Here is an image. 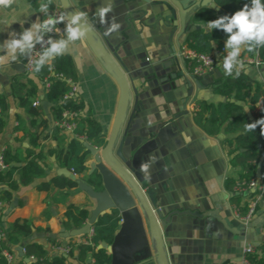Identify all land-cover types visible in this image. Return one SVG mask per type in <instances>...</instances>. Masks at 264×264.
<instances>
[{
    "label": "crops",
    "instance_id": "crops-1",
    "mask_svg": "<svg viewBox=\"0 0 264 264\" xmlns=\"http://www.w3.org/2000/svg\"><path fill=\"white\" fill-rule=\"evenodd\" d=\"M67 1L73 12L78 13L80 9L88 19L95 18L96 26L110 46H119L118 62L108 52L107 54L123 74L129 92V103L121 130L122 133L127 126L121 154L132 170L142 172L145 182L149 185L148 189L143 187V191L149 190L150 201L163 210L164 214L173 211L201 212L207 208L206 201H213L212 206L220 213H224L227 206L230 212L237 210L241 215L245 214L248 203L256 196V189L251 188L247 192H238L235 188L232 191L225 189L226 181L235 182L244 174L243 167L230 164L231 148L221 143L225 137L224 131H220L216 136L206 135L193 119L197 102L218 104L228 101L243 107L252 121L248 112V99L244 102H234L233 99H224L212 92L215 86L230 78L223 75L218 67L225 55L224 48L222 54H212L216 64L201 77L203 84L198 89L193 86L184 112L175 96L171 94L169 86L171 80L168 76L176 73L175 67L170 64L169 50L170 45L174 47L180 70L189 75L192 63L178 54L180 48L184 47L182 43L187 34L198 28L192 25L191 16L182 19L168 0H111L113 10L107 14L108 23L102 24L95 13L107 0ZM23 2H30L35 12L27 18L24 24L27 28L37 16H43L37 11L39 0ZM54 5H58L57 0H54L52 6ZM210 6L211 4L207 7ZM167 7L176 12L177 28L171 39L172 44L170 33L173 27ZM20 12L21 8L17 6L0 14V20L7 23L14 13ZM113 18L121 24V28L118 32L106 35V28ZM88 19H84V23L93 40L105 49L102 36ZM64 27V24L59 26L61 30ZM144 27L150 32L147 37L143 33ZM204 29L207 30L206 26ZM3 30L4 24H0V31ZM21 30L19 23H13L7 31ZM7 31L0 32V42L7 38ZM55 38H60V34H56ZM150 45H155L156 50L153 51L152 58L148 59L147 49ZM255 55L256 52L243 51L240 59L253 58ZM62 57L69 59L75 75L73 97L82 106L79 121L89 120L98 125L106 142L120 107L121 88L118 80L91 50L85 37L83 41L76 42L69 54ZM25 61L24 57H20L10 68L0 72V101L5 104L1 116L3 127L0 132V155L9 149L11 154L21 161L25 157V150L30 148L29 134L33 129L24 108L11 95L12 81L19 80L28 90L35 87V95L30 99L31 104L38 102V107L41 108L40 103L46 101L43 81L39 82L25 73ZM246 67L250 71L247 74L242 71L241 74L254 81L258 88L264 89V66L258 69L247 65ZM129 83L137 91L136 101ZM41 110L48 117L50 105L48 104L46 113L42 108ZM54 124L51 122L45 130H38L41 139L35 152L40 150L45 155L48 150H55L56 145L50 135ZM45 135L48 137L43 138ZM71 138V135L66 134L64 144ZM94 161L89 154L88 161L84 163L87 173L89 164ZM44 163L47 169L41 178L33 179L26 186H19L12 194L10 202L0 201V204L5 228L7 224L18 219L27 221L34 229L47 231L46 234H36L33 231L31 240L47 249L50 256H54L57 252L52 250L53 246L47 242V236H56L61 244L67 242L59 237V230L62 229L59 222L64 220L67 205L85 208L89 213L94 208V202L77 188L51 187L47 192L37 191L39 185L61 177L57 171L62 168L57 167L53 156L46 155ZM142 164L148 165L146 171L141 170ZM93 173L97 175L96 171ZM260 174L262 177V166ZM15 179L17 180V177ZM254 179L255 175L252 180ZM62 196H65L64 202L59 201ZM130 197L136 205L140 220L137 221L133 215L124 220L119 217L112 241V244H115L113 252L117 255L116 262L120 263L124 259L131 264H159L153 236L147 230L145 218L135 199L132 195ZM13 200L16 205L9 210ZM145 200L150 207V202L146 198ZM227 221L230 228L237 229L239 223L232 215ZM158 228L168 264H238L245 245L254 249L252 255L264 253V197L257 201L250 224L246 229L238 230L237 234L225 231L214 220H210V227L205 230L198 225V220L191 216H173L164 229L160 228L159 224ZM83 242V237L74 239V245ZM17 248L21 246H7L14 264H18L20 259L23 260L16 252ZM63 256L66 258L65 264H79L76 261V249L72 251V256ZM84 264H92L90 256L86 257Z\"/></svg>",
    "mask_w": 264,
    "mask_h": 264
},
{
    "label": "trees",
    "instance_id": "trees-1",
    "mask_svg": "<svg viewBox=\"0 0 264 264\" xmlns=\"http://www.w3.org/2000/svg\"><path fill=\"white\" fill-rule=\"evenodd\" d=\"M245 3H249V0H213V6L197 10L191 16L190 21L192 25L198 26V28L187 34L182 46L200 55L222 53L224 41L227 38L226 34L218 29L212 30L211 33L208 32L204 29L206 22L223 15H231L240 10ZM215 8H218V11ZM256 55L260 61L264 62V48L258 49ZM51 76H60L61 78H53L46 91L45 99L50 105L48 117L44 115L40 107L34 108L30 103V99L35 95V87L33 86L28 90L19 80L12 81L11 95L18 100V103L29 116V124L33 132L29 134L31 138L30 148L25 150V157L22 161L12 155L9 149L4 150L0 155L1 162L5 167L0 170V201L10 202L12 194L19 186H26L33 179L41 178L47 169L44 163L46 155L54 157L57 167L72 170L81 181L96 191L100 190L98 175L86 174L87 169L84 163L88 161L89 154L82 143L76 138H71L65 145L66 133L57 126H53L50 130L51 138L56 145L55 150H48L45 155L40 150L35 152L41 139L38 130H45L51 122L61 123L64 111H78L82 107L74 97L61 100L70 91L66 81L71 83L75 81L72 64L68 58L57 57L50 66H45L40 73L36 74L35 78L42 82ZM212 92L224 99H233L234 102H244L248 99L250 105L248 112L252 121L249 120L243 107L228 101L218 104L197 102L196 108L193 110L195 124L206 135L216 136L220 134L221 130L224 131L225 137L221 143L231 148L230 164L243 167L244 174L237 181L225 182V189L232 191L240 182H248L254 178L256 164L259 158L264 156V136L260 135L259 127L255 132L244 131L246 123H252L264 117V89L258 88L254 81L241 74L239 77L233 76L225 79L215 86ZM0 108L4 112L5 104L3 101H0ZM2 127L3 122L0 118V132ZM74 134L84 136L93 147L102 148L105 145L99 126L92 121H77ZM46 137L48 136L45 135L43 138ZM261 166L264 169V160ZM51 187L58 189L76 188L75 184L68 179L59 177L39 185L36 190L47 192ZM64 199L65 196H62L59 201L64 202ZM241 212L243 213V211ZM88 216L89 213L85 208L67 205L64 220H61L59 225L64 231L77 229L85 224ZM119 220L116 211L99 216L91 228L92 235L89 239V245H74L75 238H68L65 244H61L56 236L52 237L53 235L47 236V242L53 247L67 246L69 248L67 257L72 256V251L76 249V261L79 264H84L87 256H90L92 264H110V256L104 250H96V247L100 244L108 246L112 244ZM33 231L36 234L47 233L45 230L34 229L25 220L17 219L7 224L6 239L0 242V264H4L1 252L3 250L9 252L7 250L9 245L21 246L24 251L23 257L26 259L33 257L34 261H29L28 264H65L66 258L62 254L57 252L54 256H50L47 249L31 240ZM249 260L251 264H264V253L262 255H250ZM18 264L25 263L20 259Z\"/></svg>",
    "mask_w": 264,
    "mask_h": 264
},
{
    "label": "water",
    "instance_id": "water-1",
    "mask_svg": "<svg viewBox=\"0 0 264 264\" xmlns=\"http://www.w3.org/2000/svg\"><path fill=\"white\" fill-rule=\"evenodd\" d=\"M58 6L61 8L62 14L67 13L71 15L73 12L72 8L69 7L67 0H57ZM172 7L176 10L177 14L182 17V19H187L192 16L197 10L206 8L209 3L208 0H168ZM213 4V0L210 3ZM169 10L172 30L170 33V44H172L171 39L177 28L176 22V12L170 7H167ZM218 11V8H215ZM81 12L80 9L77 11ZM88 19L85 16V20ZM169 19V18H168ZM90 24L94 26L97 32L102 36V40L105 46V49L100 47L95 43L93 37L87 28L85 39L88 42L91 50L100 58L106 68H108L116 77L120 84L121 88V101L120 107L117 112L113 127L111 132L105 142V145L102 148L94 149L84 143H82L84 149L90 154L91 157L95 159L94 162L89 164L88 175L92 174L94 171L97 172L98 177L100 178V190L96 191L92 187L88 186L86 183L81 181L75 175L71 174L67 169H59L57 174L65 179H68L70 182L74 183L77 190L84 193L89 200L94 202V208L89 212L88 219L85 224L77 229H72L70 231H64L63 229L59 230V237L62 239L68 238H79L86 237L91 231L93 224L96 222L99 216L106 214L111 211H116L120 215L119 217L124 220L129 215H133L137 221L140 220V215L137 211L136 205L131 200L130 195L136 201L137 206L139 207L142 215L145 218V223L149 234L153 236L155 249L157 254V259L159 264H168L167 259L164 253L161 234L158 228L164 229L169 223L173 216L182 217V216H191L198 220V225L202 226L205 230H208L210 227V220H214L219 224L225 231H228L232 234H237L241 229H246L247 227L238 224L237 229L233 230L228 225V218H231V212L227 208L224 210V213H220L217 208H214L213 201H206L205 210L201 212H179L173 211L165 213L163 210L157 208V206L150 201L149 190L143 191V187L148 189L149 185L145 182L142 172L134 171L130 168V164L122 157L121 148L126 134L127 126L124 128L121 133L124 118L126 115L128 103H129V92L128 85L123 76L119 71L113 60L110 56L116 61H119V56L117 54L119 46L112 47L108 44L106 39L103 37L102 33L99 31L98 26H96L95 18H90ZM85 24V23H84ZM197 29V28H196ZM170 64L176 69V73L171 74L168 78L171 80L169 86L171 89V94L175 96V99L183 111L185 112V105L188 99L190 98L193 86L195 89H198L203 83L201 82V77H193L190 75H185L179 68V59L176 56V52L173 46L170 45L169 50ZM131 92L133 93L136 101L137 91L129 83ZM174 98V97H173ZM174 100V99H173ZM172 100V101H173ZM41 108L46 113L48 103L42 101L40 103ZM223 132V130H221ZM121 135V136H120ZM264 160V156L259 158V161L256 164L255 178H261V163ZM145 198L148 200V206ZM15 200L12 201L9 210H11L16 204ZM158 220V221H157ZM55 237L54 235L52 236ZM115 244L106 245L100 244L96 247V250H104L110 256V264H131L126 262L124 259L122 262H116L117 255L114 254L113 250ZM16 252L19 256L22 257L25 263L28 262V259L23 257L22 248H17ZM133 264H141L140 262Z\"/></svg>",
    "mask_w": 264,
    "mask_h": 264
},
{
    "label": "clouds",
    "instance_id": "clouds-1",
    "mask_svg": "<svg viewBox=\"0 0 264 264\" xmlns=\"http://www.w3.org/2000/svg\"><path fill=\"white\" fill-rule=\"evenodd\" d=\"M54 0H39L37 11L44 17L40 16L31 22L30 26L25 28L24 24L27 18L35 12L32 10L30 2L23 0H0V14L6 13L19 6L21 12L13 14L11 20L4 24L3 31H7L13 23H19L21 31H7V38L0 42V72L10 68L20 57H24L32 65L30 73L31 78H35L45 66H50L57 57L69 54L77 41H83L87 28L84 24L85 13H72L71 15L63 13L54 15L49 9ZM208 0L207 3H211ZM214 5V4H213ZM212 5V6H213ZM113 10L111 0L97 9L95 13L100 23L106 24L107 14ZM64 24L61 30L58 25ZM137 21V27H139ZM121 24L113 18L106 28V35L118 32ZM208 32L212 30H221L226 34L224 41V53L222 62L218 65L223 75L239 77L243 71L247 74L248 69L243 60L240 59L243 51L249 53L256 52L264 48V0H249L243 7L231 15H223L215 20L206 22ZM53 33L60 34V38H54ZM143 33L147 37L150 32L147 27L143 28ZM39 46V50L37 49ZM155 45H150L147 49L148 59L152 58ZM248 111V110H247ZM259 127L260 135L264 136V117L244 125L245 132H255ZM148 165L142 164L141 170L146 171Z\"/></svg>",
    "mask_w": 264,
    "mask_h": 264
},
{
    "label": "built area",
    "instance_id": "built-area-1",
    "mask_svg": "<svg viewBox=\"0 0 264 264\" xmlns=\"http://www.w3.org/2000/svg\"><path fill=\"white\" fill-rule=\"evenodd\" d=\"M50 13L54 15H60L62 14L61 8L58 5H54L49 9ZM42 17L41 19H43ZM61 25V24H60ZM58 25V27L60 26ZM53 37H56V33L51 34ZM37 49L39 50V46H37ZM222 54V53H217V55ZM178 56L183 57L184 59L190 61L192 64V67L189 70V75L193 77H202L205 74H207L209 71H211L215 64H216V59L214 56L211 55H200L196 54L190 50H188L185 47L180 48V53ZM245 65L247 66H252L255 69H258L262 66H264V62L260 61L255 55L253 58H245L244 60ZM24 71L26 74L30 75L32 71V65L29 63V61L26 59L24 63ZM53 78L60 79V76H51L49 78H46L43 80L45 90L47 91L48 86ZM67 84L70 87V91L62 97L61 100H65L67 98H72L74 96V85L70 81H66ZM39 103L38 102H33L32 107H38ZM2 109L0 108V118L2 116ZM79 115H80V110L78 111H64L62 114V122L61 123H55L54 126H57L58 128L62 129L63 132L66 134L71 135L73 138H76L79 140L81 143H84L94 149H97L96 147H93L90 145V143L87 142L86 138L84 136H76L74 134V130L77 125V121H79ZM5 167L1 162L0 158V170H3ZM71 174L75 175L72 170L69 171ZM254 188L257 191V194L253 200H251L246 208L245 214L241 215L237 210L231 211V215L233 218L241 225L247 227L251 219L255 213V208H256V203L259 199L263 198L264 195V169H263V175L260 179H254L250 180L248 182L242 181L239 184L235 186V190L238 192H247L249 189ZM92 235V229L88 236L83 237L84 242L82 244L84 245H89V239ZM6 239V228L4 226V223L2 221V213H1V204H0V242L4 241ZM53 251H56L62 255H67L69 252V248L65 245H61L60 247H52ZM254 252V249L250 245H245V247L242 249L241 257L238 262V264H251L249 260V256L252 255ZM22 254H24V251L22 249ZM1 256L4 260V264H14L13 256L6 250H3L1 252ZM28 261H34L33 257H30Z\"/></svg>",
    "mask_w": 264,
    "mask_h": 264
}]
</instances>
